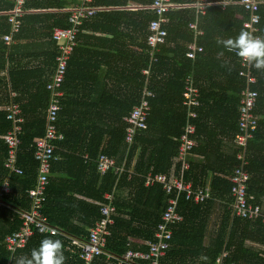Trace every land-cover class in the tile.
I'll return each mask as SVG.
<instances>
[{
    "label": "trees",
    "instance_id": "obj_1",
    "mask_svg": "<svg viewBox=\"0 0 264 264\" xmlns=\"http://www.w3.org/2000/svg\"><path fill=\"white\" fill-rule=\"evenodd\" d=\"M0 1L4 4L5 9L1 8L3 10L11 6L9 0ZM138 1L151 2V0ZM172 1L185 3L193 0ZM128 2L129 0H93L92 4L124 7ZM261 3L257 10L260 17ZM53 4L61 5L63 1L31 4L28 0H24L25 11L20 17L21 23L23 24V21L29 17L27 15L29 7ZM3 10L0 11L1 38L10 30V23ZM237 12L247 15L239 4H228L224 8L219 5H209L204 14L199 16V24L204 29V33L197 36V42L202 46V50L196 53L194 59H190L185 55V51L186 42L192 40L188 22L194 19V9L174 7L167 11L166 15L170 19L166 25L167 35L165 42L160 45L158 60L154 63L153 73L150 76V88L155 91V96L149 99L151 110L147 116V126L136 132L129 147L124 142L127 124L123 116L141 98L144 82L141 68L148 60L145 52L148 17L145 16L137 21L135 16L129 21L133 27L139 26L137 30L135 28V38L139 41L136 45L139 50L135 51L134 70L129 76H121L124 81H119L122 83L118 85L107 81L99 83L93 78L88 82L90 86L88 93L91 97L84 98L85 91L81 95L82 89L78 87L83 86V80L69 70V57L61 86L64 94L60 99L61 108L57 111L56 118L57 129L63 137L54 140L56 158L51 162L44 193L45 199L41 208L46 221L57 230L54 233L34 230L26 237L23 246L9 249L5 237L19 228L21 224L19 211L28 210L31 205L27 190L34 184L37 174L32 146L34 137L45 133L48 102L45 84L49 77L45 81L38 79L33 93L29 92L28 96L23 97L24 93L22 90L19 91L20 97L25 99L24 102H19L20 98H16L24 120L15 164L22 169V173L10 174L9 191L3 196L6 205L0 208V264H17L18 260L30 257L32 250L46 237L62 242L63 264H80L83 261L80 257L82 248L80 244L71 243L70 239L75 238L81 242L88 237L89 229L101 217L99 205L106 201L103 197L104 193L113 189L115 205V212L111 214L113 222L109 225V234L103 252L94 256L91 264H117L115 256L121 255L126 250L147 249L141 240L153 239L167 195L159 183L145 185L144 176L148 171L162 172L168 179L178 174L177 138L187 122L185 110L181 105V93L183 78L192 69L198 83L200 105L197 107V116L190 117L188 121L195 124L197 144L192 151H200L203 156L199 158V162L190 159V168L185 171V178L191 181L192 188L204 187L208 184L211 198L203 203H194L191 198L185 197L184 191L180 192L178 210L183 218L170 224L171 235L166 239L169 245L160 264H211L222 253H225L223 260L226 263L264 264V252L262 254L247 244V240L255 237H261L264 243V221L259 217L253 219L239 217L232 211L228 176L237 162L235 157L237 148L228 157L226 163L213 161L215 158L208 150L209 143L201 138L214 133V130H211L214 127L210 128L208 124L209 116H215L216 111L226 107L225 114L231 116V140L237 131L236 105L244 79L238 74L241 66L237 54L219 43L222 39L236 37L242 31V19L236 16ZM67 13L61 14V18L64 19L63 24L56 22L54 26L64 25ZM126 13L124 10L114 12L104 10L95 15H118L117 18L122 20L127 16ZM90 18L93 17L84 19V24L90 21ZM82 23L79 25V30L80 26L84 25ZM22 24L12 33L9 44L3 41V45L0 41V55L4 54L1 46L7 47L8 52L2 55L7 60L13 54V48L15 50L12 41L21 31ZM215 52H221L222 55L216 56ZM54 56L55 52L53 60ZM202 64L206 69L216 68L224 78L222 76L218 78L213 69L206 72V69L202 68L201 71ZM251 66V71L256 76V82L251 84V87L258 92L254 108L258 127L247 144V168L250 173L247 193L248 197L252 196L249 198L250 202L260 203L264 207V133L261 132L264 129V75L262 69L256 67L254 62ZM9 81L10 86L17 90L12 68L9 70ZM229 82L235 84L233 86L237 93L233 99L235 106L228 104L227 99L220 95L221 91L230 87L224 85L225 83L229 85ZM220 113L222 116H219L225 118V114ZM9 127L10 121L5 118V112L0 111V134ZM100 153L114 157L116 165H123L120 174H115L112 169L104 173L97 169L96 160ZM6 156L7 147L0 138V185L7 175V169L3 167ZM215 200L221 201L223 212L215 233L206 240L205 232ZM249 230L254 233L249 234L247 232ZM258 233H261V236L256 235ZM106 254L112 255V259L106 260Z\"/></svg>",
    "mask_w": 264,
    "mask_h": 264
},
{
    "label": "built area",
    "instance_id": "obj_2",
    "mask_svg": "<svg viewBox=\"0 0 264 264\" xmlns=\"http://www.w3.org/2000/svg\"><path fill=\"white\" fill-rule=\"evenodd\" d=\"M11 6L3 10L10 23V30L3 35L6 44L11 42L12 33L20 27L21 19L25 9L23 8L24 0H9ZM263 0H217L214 2L208 0H196L195 2L179 3L172 0H151L147 8L151 13L147 14L148 22L146 26V48L148 56L147 64L141 68L144 75V82L141 90L140 101L123 116L127 126L124 133V142L129 147L138 130L145 129L147 126V116L151 110L150 98L155 96V91L150 88V76L153 73V65L158 60L160 45L165 42L167 35L166 25L170 19L166 15L170 8L174 7H192L195 9V18L188 22V28L192 32V40L186 44L185 55L194 59L196 53L202 50V46L197 43V36L203 32L198 25V16L203 14L210 4L219 5L224 8L228 4H239L243 7L246 14H240L242 19V31L249 32L254 38L261 39L258 22L260 15L258 8ZM93 0H79L69 8L64 25H57L52 28L51 38L55 42L54 68L46 81L45 88L48 91V102L45 115V133L36 136L33 139V159L36 162V179L34 184L27 190L31 198V205L28 210L19 211L21 224L18 229L7 234L5 243L7 248L14 249L21 247L26 242V237L31 235L34 230L40 232H56V228L46 221L42 214L41 208L45 199V187L48 183L51 162L56 158L54 154V140L61 139L62 133L57 129L56 118L57 111L61 108L60 99L64 94L61 89L64 80L67 62L72 54L78 38L79 25L84 19L95 15L103 10L102 5H93ZM152 14V15H151ZM236 53L235 50H232ZM238 57L240 68L238 74L244 79V84L240 90V98L237 104V131L234 133L232 142L237 148L235 157L237 162L228 176L230 181V195L232 197V211L234 215L243 218H261L264 221V207L258 203L249 201L247 189L250 173L248 165V140L254 136L258 127L257 115L254 112L257 90L251 87L256 81L255 75L251 71V64L244 58ZM17 93L9 90L8 104L4 107L5 118L10 121V127L2 133L1 137L7 147V156L4 160L3 167L7 169V175L0 185V208L6 203L3 200L5 193L9 191L8 179L12 173H22V169L17 166L16 160L18 155V146L20 144V133L22 131V122L24 120L19 102L16 100ZM181 105L185 110L187 122L183 131L177 138V159L180 167L178 174L168 179L162 172L148 171L144 176V184L152 185L161 184V188L166 193V202L161 212L160 221L157 223L153 239H143L141 242L147 246L144 250L128 249L121 255L115 256L116 263L128 264H160V260L168 247L167 238L171 235L170 224L182 220V214L178 210V196L180 192H185L186 198H191L194 203H203L211 198L209 186L192 188L191 181L185 178V171L189 168L188 156L191 150L196 146L195 124L188 121L190 117L197 116V107L200 105V92L196 85L192 71L187 73L183 78ZM97 169L104 173L112 169L115 174H120L123 165H116L114 157L105 153H100L96 160ZM114 190V189H113ZM105 192L103 197L105 202H101L99 210L101 217L97 219L89 229L88 237L83 241L75 238L70 239L71 243L80 244L82 253L80 264H91L94 256L103 252V246L106 237L109 234V225L113 222L111 214L115 212L113 204L114 193ZM115 192V191H114ZM224 255H219L211 264H234V262H224ZM106 260H111L112 255L106 254ZM11 264V263H6Z\"/></svg>",
    "mask_w": 264,
    "mask_h": 264
},
{
    "label": "crops",
    "instance_id": "obj_3",
    "mask_svg": "<svg viewBox=\"0 0 264 264\" xmlns=\"http://www.w3.org/2000/svg\"><path fill=\"white\" fill-rule=\"evenodd\" d=\"M28 1L31 4H36L38 2L49 3L50 1H63V4H53L50 6L43 5L47 7H29V10L27 12V15L29 17H27L23 21L21 31L14 37L12 41V43L15 44V50L13 48V54L8 60L6 59V57L2 56L6 55L8 49L7 47L4 48L3 46H1L3 50L2 52H4V54L0 55V111H4V107L8 104L9 90H13L17 93L16 98H20L19 102H24V95L28 96L29 92L33 93L35 88L34 85L38 83V79H44V81L48 79L54 68L53 54L55 52V43L51 38L52 28L56 22L63 24L64 19L61 18V14H63L64 12H68L69 8L79 2V0ZM195 1L196 0L190 2ZM149 4L150 3H141L138 0H129V2L124 7L102 5L104 7L103 10H100L102 12L104 10H106V12L124 10L125 12H127V16H124L122 20H119L117 18L118 15L99 16V14H97L92 16L93 18H90L91 20L89 19L90 21H88L87 23H82L84 25L80 26L77 44L70 56L69 70L72 72V74H77V76L83 80V86L78 87L82 89V91H80L81 95L82 92L85 91V94H83L84 98L91 97V95L88 93V90L90 88V86H88V82L91 79L95 78L94 81H98L99 83L102 81H107L109 83H114L118 85L124 81L121 76H129V74L132 73L136 62L135 51L139 50L136 45V43L139 41L135 38V28L137 30L139 26L134 25L133 27L132 23L129 21L133 20V17L135 16H137L135 20L138 21L140 19H143L147 14H149L150 10L147 8ZM3 5L4 4L0 1V9H5ZM3 9H1L0 11H2ZM240 14V12H237L236 16L239 17ZM199 16L198 25L204 33V29L199 24ZM195 17L196 16L194 9V18ZM260 19L261 20H259L258 22V27L261 34V39H264V1L261 3ZM0 41L4 45L3 38L0 37ZM180 42L185 41L180 40ZM215 54L216 56L222 55L221 52H215ZM226 60L229 59L226 58ZM205 67L206 66H203L202 64V67L200 68L201 71L202 68L204 70ZM10 68L14 70L15 86L17 90L10 86ZM259 68L262 69V74L264 75V66ZM212 69L213 72H215L214 74L218 75V78L221 76L222 78H224L222 74H219L216 68H207L205 71L209 72ZM192 71L194 76V70L192 69ZM126 79L128 80V78ZM119 80H122V82ZM109 85L112 86L111 84ZM196 85L198 86L197 82ZM224 85L230 87H227L223 91H221L220 95L227 99L228 104H233V106H235L236 104L233 101L234 96H237L236 90L233 87L235 86V84L229 82V85L227 83H225ZM20 90H22V92L24 93L22 95V98L20 97ZM215 92H217V89H215ZM80 97L82 98V96ZM226 108H223V110L219 111L225 114L224 110ZM219 111L215 112V116L211 115L212 117L209 116L208 118V124L210 125V128L214 127V129H211L214 130L213 135L211 134L210 136L205 137L201 136V138H203L204 140L206 139L209 143L210 148L208 150L212 152V154H210L211 156H213V158H215L213 159V161L216 160L217 162L226 163L228 157L231 156L236 147L230 139V134L232 133V129L230 128L232 124L230 120L231 116L225 114V118H221L219 115L222 116V114ZM261 132L264 133V129ZM1 135L2 133L0 134V138L2 139ZM189 156L188 161L190 168V159L199 162V158H201L203 155L200 153V151L193 152L191 150ZM205 186L209 185L207 184ZM222 212L223 206L221 204V201L215 200L210 210L209 223L205 232L206 240H208V238L215 233V230L219 224V220L222 216ZM247 232H249V234L254 233L250 230ZM256 235L261 236V233H258ZM247 244L251 245L255 250H259L263 254L264 243H262L261 237H255V239L247 240Z\"/></svg>",
    "mask_w": 264,
    "mask_h": 264
},
{
    "label": "clouds",
    "instance_id": "obj_4",
    "mask_svg": "<svg viewBox=\"0 0 264 264\" xmlns=\"http://www.w3.org/2000/svg\"><path fill=\"white\" fill-rule=\"evenodd\" d=\"M219 43L229 51L235 50L247 62H254L256 67L264 66V39L241 31L236 37L222 39ZM63 260L62 242L46 237L32 250L30 257L18 260L17 264H63Z\"/></svg>",
    "mask_w": 264,
    "mask_h": 264
}]
</instances>
